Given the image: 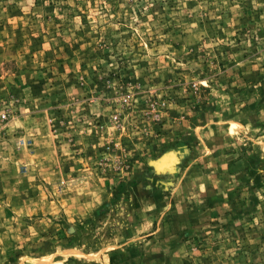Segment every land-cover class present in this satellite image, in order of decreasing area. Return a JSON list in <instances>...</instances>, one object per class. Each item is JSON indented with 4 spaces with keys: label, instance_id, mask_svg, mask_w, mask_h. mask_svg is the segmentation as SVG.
<instances>
[{
    "label": "rangeland",
    "instance_id": "374dc122",
    "mask_svg": "<svg viewBox=\"0 0 264 264\" xmlns=\"http://www.w3.org/2000/svg\"><path fill=\"white\" fill-rule=\"evenodd\" d=\"M0 264H264V0H0Z\"/></svg>",
    "mask_w": 264,
    "mask_h": 264
}]
</instances>
